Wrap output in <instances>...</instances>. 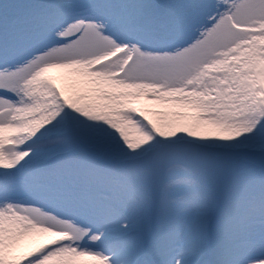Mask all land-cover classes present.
<instances>
[{
  "label": "snow or ice",
  "instance_id": "snow-or-ice-1",
  "mask_svg": "<svg viewBox=\"0 0 264 264\" xmlns=\"http://www.w3.org/2000/svg\"><path fill=\"white\" fill-rule=\"evenodd\" d=\"M0 264H264V0H0Z\"/></svg>",
  "mask_w": 264,
  "mask_h": 264
},
{
  "label": "rangeland",
  "instance_id": "rangeland-1",
  "mask_svg": "<svg viewBox=\"0 0 264 264\" xmlns=\"http://www.w3.org/2000/svg\"><path fill=\"white\" fill-rule=\"evenodd\" d=\"M156 107H158V106H156Z\"/></svg>",
  "mask_w": 264,
  "mask_h": 264
}]
</instances>
